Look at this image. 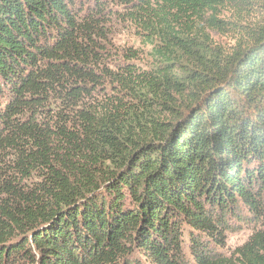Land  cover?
<instances>
[{
	"label": "trees",
	"instance_id": "trees-1",
	"mask_svg": "<svg viewBox=\"0 0 264 264\" xmlns=\"http://www.w3.org/2000/svg\"><path fill=\"white\" fill-rule=\"evenodd\" d=\"M74 1L0 0V264H264V0Z\"/></svg>",
	"mask_w": 264,
	"mask_h": 264
},
{
	"label": "rangeland",
	"instance_id": "rangeland-1",
	"mask_svg": "<svg viewBox=\"0 0 264 264\" xmlns=\"http://www.w3.org/2000/svg\"><path fill=\"white\" fill-rule=\"evenodd\" d=\"M97 1V0H96ZM94 0H75V6L83 8L85 10L93 9L95 11L100 8L104 9V15L109 17L107 20V42L105 43L106 59L113 62L118 59L127 58V54L135 52L136 59L133 62L136 66L147 69L151 62V47L143 43L142 38L138 36L137 30L133 24L124 20L122 15L125 9V0H99L96 4ZM85 8V9H84ZM221 19H232L231 11L229 9H223ZM249 21V18L246 19ZM205 28L207 33L215 45H218L224 49L230 50L236 44V39L229 33H216L208 28ZM111 66V65H110ZM55 105L53 102L51 106ZM230 227L232 230L226 233V247L224 251H231L234 248L240 246L250 235L252 226L249 223H237L232 221ZM188 230L185 228V233ZM189 243L188 238L185 236V245L183 246L184 253L188 259L189 257ZM141 259V258H140ZM143 264H149L142 260Z\"/></svg>",
	"mask_w": 264,
	"mask_h": 264
}]
</instances>
